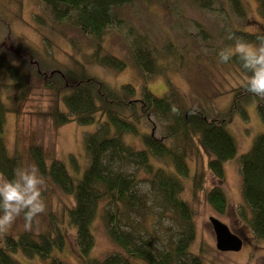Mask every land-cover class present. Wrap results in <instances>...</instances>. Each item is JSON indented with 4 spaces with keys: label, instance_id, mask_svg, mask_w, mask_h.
Wrapping results in <instances>:
<instances>
[{
    "label": "trees",
    "instance_id": "16d2710c",
    "mask_svg": "<svg viewBox=\"0 0 264 264\" xmlns=\"http://www.w3.org/2000/svg\"><path fill=\"white\" fill-rule=\"evenodd\" d=\"M39 1L54 21H69L83 33L101 40L107 29L123 24L122 9L136 0ZM155 1L162 6L169 2ZM186 2L219 17L222 48L233 42L228 39L230 33L254 40V35L237 23L247 21L241 0ZM256 2L258 13L264 18V0ZM199 33L203 40H208L206 29H199ZM129 38L131 63L143 82L139 97L129 84L113 87L86 75H76L68 88L65 83L59 85L61 87L48 85L55 91L62 89L60 101L67 110L66 113L58 111L59 101L55 97L54 110L47 114L55 126L70 121L79 125L97 122L96 129L84 137L88 162L80 177L70 175L64 163L57 159L46 161L40 146L30 145L27 156L46 180L71 196L72 204L65 210L66 220L75 229L76 246L84 264H201L199 258L190 257L188 253L193 222L189 207L179 197L181 179L190 175L186 150L193 146L196 151L204 152L208 158L207 170L221 177L224 163L237 155L235 140L226 125L234 113L246 120L244 106L248 103L255 104L258 118L264 125V99L254 97L240 85L230 91L228 107L209 117L201 107L186 106L183 100L170 93L154 96L145 84L157 71V49L146 35L129 31ZM169 47L173 48L171 44L164 48L168 53ZM222 48L214 49L217 57ZM97 50L92 55L96 65L116 71L126 67L127 61L110 54L100 56L99 45ZM183 58L182 53L181 60ZM222 64L245 75L235 58ZM61 75L65 77L64 73ZM68 78L69 72L65 80ZM24 82L17 84L23 91ZM23 91L16 96V104L22 99ZM173 106L178 114L171 111ZM9 111L0 99V133H3L5 115ZM12 111L17 113L16 108ZM140 123L150 126V130L141 131ZM125 136L138 138L142 147L126 143ZM237 159L242 199L250 212L248 225L256 239L264 240V133L258 134L248 151ZM70 161L75 165V160ZM21 163L19 154H8L0 137V172L11 177L13 169ZM74 168L77 171L76 166ZM196 174L191 176L193 191L202 187V180ZM204 199L218 212L226 206L225 194L217 187L205 192ZM166 212L172 213L181 230L164 240L156 237L148 227L155 216H165ZM96 217L102 219L108 237L121 250L102 259L90 257L94 242L91 229ZM63 245L64 237L58 228L53 233L24 231L17 237L5 236L0 238V264H20L11 256L17 251L48 258L49 264H66L57 255Z\"/></svg>",
    "mask_w": 264,
    "mask_h": 264
},
{
    "label": "rangeland",
    "instance_id": "374dc122",
    "mask_svg": "<svg viewBox=\"0 0 264 264\" xmlns=\"http://www.w3.org/2000/svg\"><path fill=\"white\" fill-rule=\"evenodd\" d=\"M241 1L247 21L237 23L246 31L259 29L264 32V18L258 13L256 0ZM121 14L123 24L107 29L101 40H95L69 21H54L39 0H0V99L10 110L5 115L0 137L8 154L20 155L21 165H33L27 149L30 145L40 146L46 161L57 159L64 163L70 175L80 177L88 162L84 137L96 129L97 122L79 125L70 121L55 126L47 115L54 110L55 97L59 101L58 111L66 113L67 110L60 101L62 89L55 91L48 85L61 87L65 83L68 88L73 78L86 75L113 87L129 84L139 97L143 82L131 63L129 31L146 35L157 49V71L147 78L145 84L154 96L170 93L183 100L186 106L201 107L209 117H214L230 104V91L242 85L244 74L223 65L214 53V49L223 46L219 35L221 21L217 15L191 6L186 0H169L166 6L155 0H136L125 6ZM201 28L207 30L208 40L202 39ZM167 44L173 46L169 47L170 53L164 49ZM98 45L100 56L119 57L127 61L126 67L116 71L93 63L92 55ZM52 70L59 73L50 75ZM68 72L71 79L65 80ZM61 73L65 74L64 78ZM22 80L26 82L24 91L17 87ZM21 91L23 97L16 104L15 98ZM13 108L17 113L12 111ZM244 110L246 120L234 113L226 125L235 140L237 155L224 163L221 177L207 170L208 158L204 152L196 151L193 146L186 150L190 175L181 179L179 197L189 207L193 222L188 253L190 257L199 258L201 264H264V240L256 239L248 225L250 212L242 199L237 159L248 151L258 134L264 133V125L254 103L246 104ZM139 128L144 132L150 130V126L143 123ZM124 140L135 148L142 147L138 138L125 136ZM71 159L76 161L75 165L71 164ZM194 173L202 180L200 190L193 191L191 176ZM214 187L223 190L226 197L222 212L216 211L204 199V193ZM43 197L46 211L33 222L32 230L23 229L24 221L20 217L5 236L17 237L24 231L53 233L58 228L63 234L64 245L57 255L66 264H84L76 246L75 229L66 220L65 210L72 204L71 196L63 194L46 180ZM166 213L162 217L155 216L148 227L156 237L164 240L181 230L172 213ZM210 216L224 223L242 240L239 250L216 249L215 235L208 220ZM91 231L94 242L90 257L102 259L109 253L121 251L108 237L101 218L94 219ZM11 256L20 264H49L48 258L36 254L29 256L17 251Z\"/></svg>",
    "mask_w": 264,
    "mask_h": 264
},
{
    "label": "clouds",
    "instance_id": "9594fccd",
    "mask_svg": "<svg viewBox=\"0 0 264 264\" xmlns=\"http://www.w3.org/2000/svg\"><path fill=\"white\" fill-rule=\"evenodd\" d=\"M254 40L230 33L233 41L218 52L220 62L227 63L235 58L245 75L242 86L254 97L264 99V32L251 29ZM171 111L178 114L173 106ZM46 179L33 165H19L11 177L0 172V238L11 229L17 218H23V229L31 231L33 222L46 211L43 192Z\"/></svg>",
    "mask_w": 264,
    "mask_h": 264
},
{
    "label": "water",
    "instance_id": "95a60500",
    "mask_svg": "<svg viewBox=\"0 0 264 264\" xmlns=\"http://www.w3.org/2000/svg\"><path fill=\"white\" fill-rule=\"evenodd\" d=\"M208 220L215 235V247L217 250L237 251L241 248L242 240L232 233L224 223L212 216Z\"/></svg>",
    "mask_w": 264,
    "mask_h": 264
},
{
    "label": "flooded vegetation",
    "instance_id": "af4514ba",
    "mask_svg": "<svg viewBox=\"0 0 264 264\" xmlns=\"http://www.w3.org/2000/svg\"><path fill=\"white\" fill-rule=\"evenodd\" d=\"M37 72H38V70H37ZM56 73H59V71H57V70H52V72H50V75H55ZM61 75V74H60ZM62 76V75H61Z\"/></svg>",
    "mask_w": 264,
    "mask_h": 264
}]
</instances>
